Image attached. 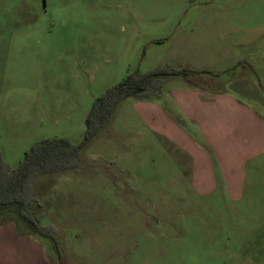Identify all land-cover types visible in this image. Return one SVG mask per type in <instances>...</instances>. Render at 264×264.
<instances>
[{"label":"rangeland","instance_id":"374dc122","mask_svg":"<svg viewBox=\"0 0 264 264\" xmlns=\"http://www.w3.org/2000/svg\"><path fill=\"white\" fill-rule=\"evenodd\" d=\"M162 67L186 79L123 99L79 168L33 179L56 264H264V154L241 167L231 117L186 102L234 96L239 67L264 92V0H0V160L81 145L93 98Z\"/></svg>","mask_w":264,"mask_h":264},{"label":"trees","instance_id":"16d2710c","mask_svg":"<svg viewBox=\"0 0 264 264\" xmlns=\"http://www.w3.org/2000/svg\"><path fill=\"white\" fill-rule=\"evenodd\" d=\"M186 72V70L162 67L146 73L128 74L118 84L93 98L90 110L84 119L85 134L81 145H73L59 138L37 141L24 152L18 167L13 171H9L0 160V217L7 213H12L16 217L5 216L0 222L13 219L19 224L18 220H20L26 232L52 239L47 226L38 224L41 211L31 212L32 208L39 204L33 189L35 176L79 168L83 161L80 155L81 146L107 127L117 105L123 99L156 95L165 78L181 75L186 79ZM56 250L60 264H68L65 258L62 260L60 249L56 248Z\"/></svg>","mask_w":264,"mask_h":264},{"label":"crops","instance_id":"0c3cea01","mask_svg":"<svg viewBox=\"0 0 264 264\" xmlns=\"http://www.w3.org/2000/svg\"><path fill=\"white\" fill-rule=\"evenodd\" d=\"M239 69V74L232 79L236 86L234 96L223 93V90L214 92L210 87L197 90L196 84L187 83L190 98H186V102L199 104L198 115L203 122L231 117L232 149L243 154L241 167H246V162L264 154V145L256 146L257 138L264 143V92L256 86L248 72L249 67ZM0 264L56 262L41 238L26 232L13 219H6L0 222Z\"/></svg>","mask_w":264,"mask_h":264}]
</instances>
